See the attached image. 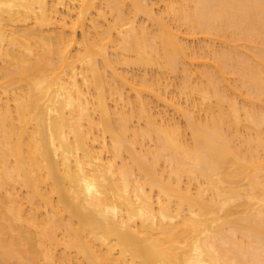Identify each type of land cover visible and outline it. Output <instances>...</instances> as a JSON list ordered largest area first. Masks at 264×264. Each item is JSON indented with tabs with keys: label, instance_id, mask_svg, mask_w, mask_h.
Listing matches in <instances>:
<instances>
[{
	"label": "bare ground",
	"instance_id": "bare-ground-1",
	"mask_svg": "<svg viewBox=\"0 0 264 264\" xmlns=\"http://www.w3.org/2000/svg\"><path fill=\"white\" fill-rule=\"evenodd\" d=\"M0 264H264V0H0Z\"/></svg>",
	"mask_w": 264,
	"mask_h": 264
},
{
	"label": "rangeland",
	"instance_id": "rangeland-1",
	"mask_svg": "<svg viewBox=\"0 0 264 264\" xmlns=\"http://www.w3.org/2000/svg\"><path fill=\"white\" fill-rule=\"evenodd\" d=\"M195 41H196L195 39L192 40V43L195 44ZM129 68H130V70H132V71H133V70H137L136 67H135V69H131V68H133V67H129ZM153 69H154V68H152V70H153ZM134 72H136V71H134ZM137 72H138V71H137Z\"/></svg>",
	"mask_w": 264,
	"mask_h": 264
}]
</instances>
